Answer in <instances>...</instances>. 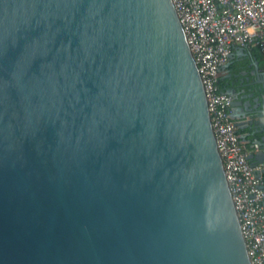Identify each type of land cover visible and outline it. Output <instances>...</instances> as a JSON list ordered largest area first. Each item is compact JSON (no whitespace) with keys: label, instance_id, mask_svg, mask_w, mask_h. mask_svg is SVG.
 <instances>
[{"label":"water","instance_id":"water-1","mask_svg":"<svg viewBox=\"0 0 264 264\" xmlns=\"http://www.w3.org/2000/svg\"><path fill=\"white\" fill-rule=\"evenodd\" d=\"M0 264H250L172 0H0Z\"/></svg>","mask_w":264,"mask_h":264},{"label":"built area","instance_id":"built-area-1","mask_svg":"<svg viewBox=\"0 0 264 264\" xmlns=\"http://www.w3.org/2000/svg\"><path fill=\"white\" fill-rule=\"evenodd\" d=\"M203 85L211 128L250 264H264V192L231 119V98L218 89L234 49L256 47L264 58V0H172Z\"/></svg>","mask_w":264,"mask_h":264},{"label":"crops","instance_id":"crops-1","mask_svg":"<svg viewBox=\"0 0 264 264\" xmlns=\"http://www.w3.org/2000/svg\"><path fill=\"white\" fill-rule=\"evenodd\" d=\"M247 53L248 52L241 49H234L228 63L220 70L219 73V75L227 81V90H230L231 88L235 89V92L238 95H241V82H244L245 78H252L251 73L253 74L254 72V66H256L258 73L264 74V58L261 56H250L247 55ZM241 121V119H235L233 122L237 125V123H241ZM236 132L237 135L242 137L241 140L244 141L246 149L251 152V138L247 137V134L249 133L248 126H236Z\"/></svg>","mask_w":264,"mask_h":264},{"label":"trees","instance_id":"trees-1","mask_svg":"<svg viewBox=\"0 0 264 264\" xmlns=\"http://www.w3.org/2000/svg\"><path fill=\"white\" fill-rule=\"evenodd\" d=\"M243 51L248 52L247 55H250V56H254V57L261 56L262 57V55L260 54V52L258 51V49L256 47H248L246 49H243ZM226 82L227 81L224 80L221 75H219V78H218V89L222 93H226V91H227L228 85L226 84Z\"/></svg>","mask_w":264,"mask_h":264}]
</instances>
